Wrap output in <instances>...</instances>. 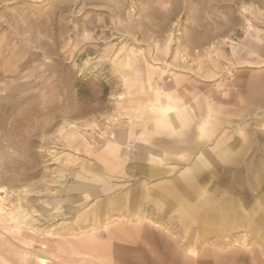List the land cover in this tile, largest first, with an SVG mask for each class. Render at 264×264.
Wrapping results in <instances>:
<instances>
[{
  "label": "rangeland",
  "instance_id": "1",
  "mask_svg": "<svg viewBox=\"0 0 264 264\" xmlns=\"http://www.w3.org/2000/svg\"><path fill=\"white\" fill-rule=\"evenodd\" d=\"M0 189V264H264V0H0Z\"/></svg>",
  "mask_w": 264,
  "mask_h": 264
},
{
  "label": "crops",
  "instance_id": "2",
  "mask_svg": "<svg viewBox=\"0 0 264 264\" xmlns=\"http://www.w3.org/2000/svg\"><path fill=\"white\" fill-rule=\"evenodd\" d=\"M177 117V116H176ZM202 162H204V161H201L200 162V164L199 165H197V166H200L201 165V163ZM196 167V166H195ZM194 167V168H195ZM195 183H193V185H194ZM166 187H169V186H166ZM184 190L186 191V193H187V195L189 194V189L186 187V188H184ZM171 191H172V193L170 194V192L167 190H165V188H163V191H162V193H163V197H165V195L164 194H166L167 195V192L169 193V195H176V194H179L178 193V190H175V189H171ZM162 195V194H161ZM168 195V196H169ZM179 196V195H178ZM163 202L165 203V201L163 200ZM227 200H224V198H221L220 199V212H219V214H218V216H219V220H220V223H221V230L222 231H226L227 229H226V227H227V225H226V220L224 219V218H226L227 217V215H228V209H227ZM164 203H162V205L164 204ZM169 204V203H168ZM167 205V204H166ZM182 206L185 208V210H186V212H187V214L185 215V217L183 218V221H182V223L184 224V223H187L188 222V220H190V217H192V220H193V223H194V218L196 217V210L194 209V204H193V202L191 203V204H187L186 203V201H183L182 202ZM239 214V213H238ZM238 214L237 213H235V215L236 216H238ZM205 214L203 213L202 214V216H204ZM213 214L211 213V216H212Z\"/></svg>",
  "mask_w": 264,
  "mask_h": 264
},
{
  "label": "bare ground",
  "instance_id": "3",
  "mask_svg": "<svg viewBox=\"0 0 264 264\" xmlns=\"http://www.w3.org/2000/svg\"><path fill=\"white\" fill-rule=\"evenodd\" d=\"M158 110L161 112V115L163 114V116H162V118L165 116H168L169 115V112H170V110H171V107L170 106H167L166 104L164 105H162L161 107H158ZM132 122V121H131ZM163 123H164V121H163ZM122 142H124L123 141V139L121 140V141H119V142H117V147L118 146H121L120 144L122 143ZM116 144V143H115ZM2 190L0 189V205H4L3 203H4V199H3V197H2ZM239 221V220H238ZM39 262H40V264H48V259H46V258H44V257H40L39 258Z\"/></svg>",
  "mask_w": 264,
  "mask_h": 264
}]
</instances>
